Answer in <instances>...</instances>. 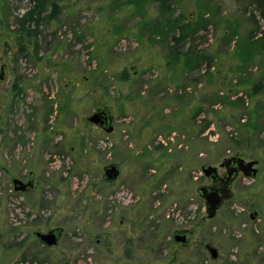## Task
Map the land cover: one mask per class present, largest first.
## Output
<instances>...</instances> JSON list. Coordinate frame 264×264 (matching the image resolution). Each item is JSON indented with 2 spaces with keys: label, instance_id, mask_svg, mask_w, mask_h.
Returning a JSON list of instances; mask_svg holds the SVG:
<instances>
[{
  "label": "rangeland",
  "instance_id": "obj_1",
  "mask_svg": "<svg viewBox=\"0 0 264 264\" xmlns=\"http://www.w3.org/2000/svg\"><path fill=\"white\" fill-rule=\"evenodd\" d=\"M262 1L174 0L173 18L197 27L181 50L203 55L183 70L169 67L179 30L165 19L151 33L155 0H50L61 13L46 12L37 54L17 32L31 0H0V264H264V92L250 95L264 77ZM102 109L111 132L89 120ZM231 156L258 173H240L209 218L202 166ZM57 227L56 245L37 236Z\"/></svg>",
  "mask_w": 264,
  "mask_h": 264
},
{
  "label": "trees",
  "instance_id": "obj_2",
  "mask_svg": "<svg viewBox=\"0 0 264 264\" xmlns=\"http://www.w3.org/2000/svg\"><path fill=\"white\" fill-rule=\"evenodd\" d=\"M158 3V16L153 21V30L151 29V33H155L162 31L163 28L167 25L163 23V20L169 19V25L171 26V29L179 30V34H174V45L171 47V54H173L172 60L169 62V67H177L179 65L180 68L183 70L185 69H191L197 65V62L202 59L203 55H201L199 52L193 51V49H188L186 51H182L180 44L193 33L197 27L196 24L192 22V20L188 23H183V17L177 16L173 18L175 8L173 5L174 0H155ZM33 3L32 7L29 8L23 15L17 18V25L18 29L17 32L19 35V40L23 42H28L29 39H32L34 46H35V52L36 54L39 52V36L41 35L42 31L40 29V26L42 25L46 12L49 10V7L51 6V12L49 17L51 19H56L59 14L61 13V8L58 3L53 2L51 3L50 0H31ZM261 5L264 6V1L261 2ZM175 31V30H174ZM264 32V31H263ZM152 33V34H153ZM262 40V44L264 45V33L262 36H258ZM21 51L25 49L24 43L20 45ZM240 49H243L242 45H239L237 47L236 52L238 53ZM200 54V55H199ZM248 58L251 59V56ZM242 59V58H240ZM249 59V60H250ZM194 61H197L196 63ZM248 62L242 60L243 66ZM195 65V66H194ZM124 80L127 79V76L122 77ZM241 79V78H240ZM238 84H242V82L239 80ZM252 88L250 89V95H258L264 92V77L260 78L259 81L255 82V80L251 81ZM14 88H17V85H14ZM215 101V100H214ZM224 101V100H223ZM201 108L196 111L197 116L201 115ZM250 111V110H249ZM250 116L245 121H242L243 118H241V125L242 128L247 129L248 131L255 130L257 128V122L260 118V115H257L256 113H252V111L248 112ZM205 126L209 127L210 121L204 119ZM207 122V123H206ZM237 144L242 143L240 140L236 141Z\"/></svg>",
  "mask_w": 264,
  "mask_h": 264
},
{
  "label": "water",
  "instance_id": "obj_3",
  "mask_svg": "<svg viewBox=\"0 0 264 264\" xmlns=\"http://www.w3.org/2000/svg\"><path fill=\"white\" fill-rule=\"evenodd\" d=\"M3 78V75H1ZM90 122L97 124L104 128L107 132L113 130L112 121L113 117L110 114V111L107 109L99 110L95 112L90 118ZM258 160L246 161L242 157H228L224 158L221 162V166L227 169L225 176L221 177L218 173V167L210 164L202 166V171L205 176H212L214 181L220 180V184L208 188L203 185L199 187L198 192L200 196L205 200L207 206V213L209 218L216 216L217 211L222 206L224 201L230 200L234 197V192L232 191V182L237 178L239 172H243L246 177L256 176L258 169L256 165ZM120 175V169L117 165L111 164L105 167L104 177L108 181L116 180ZM14 188L16 191H26L28 188L34 186V176L33 173L30 174V179L27 183L23 180L15 178L13 180ZM257 213H255L256 215ZM253 214L252 219L255 217ZM63 234V229L60 227L52 228L48 232L42 233L38 232L37 236L39 239L47 244L48 246L56 245ZM175 241L186 243L187 235L186 234H176ZM206 248L210 252L213 259H216L219 255V251L216 247L207 243Z\"/></svg>",
  "mask_w": 264,
  "mask_h": 264
},
{
  "label": "flooded vegetation",
  "instance_id": "obj_4",
  "mask_svg": "<svg viewBox=\"0 0 264 264\" xmlns=\"http://www.w3.org/2000/svg\"><path fill=\"white\" fill-rule=\"evenodd\" d=\"M103 110V109H102ZM112 116V115H111ZM232 157V156H231ZM236 157H242V156H236ZM243 158V157H242ZM246 161H248V160H246ZM222 162V161H221ZM221 162H220V164H219V167H221V168H224L225 169V173L223 174V175H220V173H219V167H218V173H219V175L221 176V177H223V176H225V174H226V172H227V169L225 168V167H222L221 166ZM257 166V165H256ZM240 173H243V172H239V174ZM239 174H238V176H239ZM244 174V173H243ZM237 176V177H238ZM245 176V175H244ZM207 177V176H206ZM207 178H209V179H211V184H208V185H205V186H207L208 188H211V187H213V186H217V185H219L220 184V180H218V181H214V179H213V177L212 176H210V177H207ZM29 179L30 178H28L27 180H24V179H21V180H23L25 183H27L28 181H29ZM235 181V180H234ZM233 181V182H234ZM233 182H232V186H233ZM232 186H231V188H232ZM29 189V188H28ZM232 191H233V189H232ZM226 201H224V203H225ZM223 203V204H224ZM222 204V205H223ZM182 234H185V233H182Z\"/></svg>",
  "mask_w": 264,
  "mask_h": 264
},
{
  "label": "built area",
  "instance_id": "obj_5",
  "mask_svg": "<svg viewBox=\"0 0 264 264\" xmlns=\"http://www.w3.org/2000/svg\"><path fill=\"white\" fill-rule=\"evenodd\" d=\"M253 13L255 14V17H257L258 23L262 24L264 22V19L261 17V15H257L256 11L254 10ZM261 29L264 31V25L261 26ZM263 31L258 33V36H262L263 35ZM89 58V57H88ZM90 63H91V59H90ZM97 62H95L94 60L92 61L91 64H93L94 66L96 65ZM93 66V67H94Z\"/></svg>",
  "mask_w": 264,
  "mask_h": 264
}]
</instances>
